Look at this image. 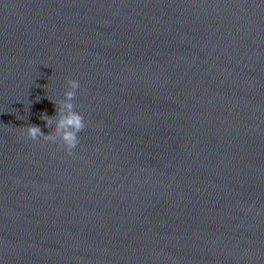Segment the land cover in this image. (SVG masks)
<instances>
[{
	"label": "water",
	"instance_id": "water-1",
	"mask_svg": "<svg viewBox=\"0 0 264 264\" xmlns=\"http://www.w3.org/2000/svg\"><path fill=\"white\" fill-rule=\"evenodd\" d=\"M41 117L0 56V264H177Z\"/></svg>",
	"mask_w": 264,
	"mask_h": 264
},
{
	"label": "clouds",
	"instance_id": "clouds-1",
	"mask_svg": "<svg viewBox=\"0 0 264 264\" xmlns=\"http://www.w3.org/2000/svg\"><path fill=\"white\" fill-rule=\"evenodd\" d=\"M68 85L69 88L64 93V99L58 102L59 119L49 117L46 113L41 117V119L46 121V127L50 128L55 123V133L45 135L41 127L36 125L27 127L26 131L28 137L34 141L40 138L53 142L59 140L71 154L72 150L79 145V134L85 129L86 125L83 115L75 110V104L73 103L77 90L80 88V82L69 79Z\"/></svg>",
	"mask_w": 264,
	"mask_h": 264
}]
</instances>
